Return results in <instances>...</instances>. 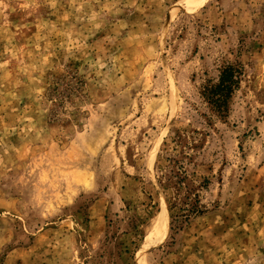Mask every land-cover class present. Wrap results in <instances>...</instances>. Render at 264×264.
Returning <instances> with one entry per match:
<instances>
[{"label":"rangeland","instance_id":"obj_1","mask_svg":"<svg viewBox=\"0 0 264 264\" xmlns=\"http://www.w3.org/2000/svg\"><path fill=\"white\" fill-rule=\"evenodd\" d=\"M0 264H264V0H0Z\"/></svg>","mask_w":264,"mask_h":264},{"label":"trees","instance_id":"obj_2","mask_svg":"<svg viewBox=\"0 0 264 264\" xmlns=\"http://www.w3.org/2000/svg\"><path fill=\"white\" fill-rule=\"evenodd\" d=\"M235 69L232 66L227 67L221 77L219 84H217L212 89L211 101L214 103H219L222 99H226L229 92L232 89L233 74ZM71 76V75H70ZM85 85V80L77 75H72L70 81L67 82L63 80L62 82H57V86L53 90V96H55L59 101L68 100L72 97L75 91H80V89Z\"/></svg>","mask_w":264,"mask_h":264},{"label":"bare ground","instance_id":"obj_3","mask_svg":"<svg viewBox=\"0 0 264 264\" xmlns=\"http://www.w3.org/2000/svg\"><path fill=\"white\" fill-rule=\"evenodd\" d=\"M158 226V225H157Z\"/></svg>","mask_w":264,"mask_h":264}]
</instances>
